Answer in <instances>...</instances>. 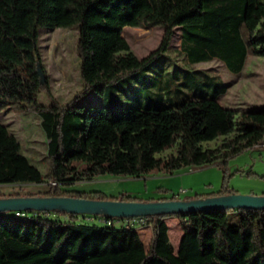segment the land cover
I'll use <instances>...</instances> for the list:
<instances>
[{
	"label": "trees",
	"instance_id": "trees-1",
	"mask_svg": "<svg viewBox=\"0 0 264 264\" xmlns=\"http://www.w3.org/2000/svg\"><path fill=\"white\" fill-rule=\"evenodd\" d=\"M73 27L78 29L84 86L76 99L94 92L103 102L41 106L38 95L51 94L39 73L47 79L40 29ZM125 27H161L164 34L157 49L139 58L123 37ZM176 29L181 51L192 64L219 59L239 74L249 54L264 57V0H0V105L36 112L49 140V166L43 173L0 123V185L46 184L45 192L28 196L104 201L101 192L70 187L107 174L139 178L154 171L207 167L264 145V109L221 105L224 83H217L213 96L160 106L152 100L145 107L132 96L134 84L127 97L136 106L114 101L107 107L125 83L152 70L169 50ZM187 83H195L193 75ZM223 137L214 149L203 148ZM231 194L220 191L217 197ZM116 200L135 202L126 196ZM23 213H0V264H264V210L155 214L132 218L133 226L117 223L120 218L58 210ZM170 217L179 219L183 231L177 253L169 237ZM105 219L113 224L97 222ZM142 226L153 230L148 249L138 231Z\"/></svg>",
	"mask_w": 264,
	"mask_h": 264
},
{
	"label": "rangeland",
	"instance_id": "rangeland-1",
	"mask_svg": "<svg viewBox=\"0 0 264 264\" xmlns=\"http://www.w3.org/2000/svg\"><path fill=\"white\" fill-rule=\"evenodd\" d=\"M180 33V29L175 30L169 50L161 59L153 62L152 70L137 76L133 84V80L125 83L115 99L107 100V107L112 106L114 101L136 106L137 103L127 97L128 87L134 84L136 88L132 89V96L138 97L143 103L140 106L145 107L152 100L153 105L160 106L163 101L167 104L182 103L188 97L213 96L217 83H224L227 86L226 93L221 92L218 96L221 105L237 111L264 109V57L249 54L239 74L232 73L219 59L192 64L181 51ZM163 34L161 27H125L123 30V37L139 58L147 57L157 49ZM77 43V28L40 29L39 50L47 75V79H44L48 82L51 95L41 92L37 98L39 105L50 106L54 101L66 105L72 100L84 106L102 104L103 98L94 92L76 99L84 87L79 71ZM190 75L194 76L195 83H187ZM144 79L150 80L151 84L144 82ZM0 123L18 139L21 153L29 162L46 173L49 166V140L42 128L40 116L36 112H15L8 105H0ZM223 139L204 143L203 148L214 149ZM46 189V184L0 185V198L8 199L11 195H22L24 198L45 192ZM70 190L101 192L106 197L104 201H115L116 198L126 196L139 203L214 198L220 191L224 195L232 192L263 198L264 145L246 150L225 163L201 168L187 167L173 174L154 171L139 178L107 174L91 181L78 182ZM166 221L172 247L177 253L183 233L179 219L170 217ZM138 229L148 249L154 236L153 230L150 226Z\"/></svg>",
	"mask_w": 264,
	"mask_h": 264
},
{
	"label": "water",
	"instance_id": "water-1",
	"mask_svg": "<svg viewBox=\"0 0 264 264\" xmlns=\"http://www.w3.org/2000/svg\"><path fill=\"white\" fill-rule=\"evenodd\" d=\"M42 84L45 75L39 69ZM264 210V197L228 195L192 201L121 202L95 201L70 197H14L0 198V213L18 211H62L70 215H96L109 218L132 219L155 214H177L209 210Z\"/></svg>",
	"mask_w": 264,
	"mask_h": 264
},
{
	"label": "built area",
	"instance_id": "built-area-1",
	"mask_svg": "<svg viewBox=\"0 0 264 264\" xmlns=\"http://www.w3.org/2000/svg\"><path fill=\"white\" fill-rule=\"evenodd\" d=\"M16 216L23 217V216H25V214L23 213V211H18V212H16ZM121 220H123V221H121ZM97 222H103L104 224H107L109 226L111 224H113V222L108 220V219H105L104 221L98 220ZM120 222L125 224V225H128V226H133V221H131V219H120L119 221H117V223H120Z\"/></svg>",
	"mask_w": 264,
	"mask_h": 264
},
{
	"label": "crops",
	"instance_id": "crops-1",
	"mask_svg": "<svg viewBox=\"0 0 264 264\" xmlns=\"http://www.w3.org/2000/svg\"><path fill=\"white\" fill-rule=\"evenodd\" d=\"M181 235H183V233L181 232Z\"/></svg>",
	"mask_w": 264,
	"mask_h": 264
}]
</instances>
